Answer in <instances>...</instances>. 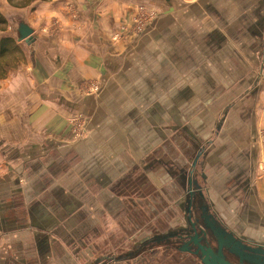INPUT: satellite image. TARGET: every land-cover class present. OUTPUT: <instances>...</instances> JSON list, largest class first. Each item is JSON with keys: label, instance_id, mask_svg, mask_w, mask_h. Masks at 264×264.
I'll use <instances>...</instances> for the list:
<instances>
[{"label": "crops", "instance_id": "1", "mask_svg": "<svg viewBox=\"0 0 264 264\" xmlns=\"http://www.w3.org/2000/svg\"><path fill=\"white\" fill-rule=\"evenodd\" d=\"M0 12V35L17 41L21 21L34 29L0 78V264H153L149 234L135 250L114 241L128 237L118 210L136 203L122 197L128 176L166 142L167 112L264 79V0H0ZM218 137L204 146L213 144L201 174L208 204L238 237L264 245V146L229 223L208 172ZM233 142L254 152L248 136Z\"/></svg>", "mask_w": 264, "mask_h": 264}, {"label": "rangeland", "instance_id": "2", "mask_svg": "<svg viewBox=\"0 0 264 264\" xmlns=\"http://www.w3.org/2000/svg\"><path fill=\"white\" fill-rule=\"evenodd\" d=\"M260 80L259 77L255 85ZM246 83V94L227 96L220 93L221 89H217L220 92L207 99L198 96L197 104L191 106L192 110L189 107L184 109L186 104L183 102L181 111L174 112V118L171 116L170 119V113L167 112L166 142L160 144L159 149L155 147L148 157L143 158V166L133 169L127 179L128 183L133 184H128L130 189L122 192V197L136 201L134 205L131 203L118 210V215H124V219L128 221L129 238L124 231H121L114 241H118L119 244L121 237L125 243L121 244L135 250L142 244L139 243V238L149 234L151 236L149 243L147 245L143 243V249L148 250L147 262L202 264L198 256L180 252L175 242L158 241L153 237L159 233L163 238L186 226L190 198L188 181L192 164L200 150L213 140L218 132V140L220 139L218 146L221 147L214 151H219L221 155L213 157V163L208 166L210 176L214 181L219 182V189L218 186L215 188L216 196L212 193L213 198L218 199L214 209L229 223L238 222L239 210L243 208L231 203H236L242 192L247 180L245 172L248 169L251 173L256 172L254 158L257 153L255 152L264 146V79L261 80V87L258 86V89L254 88L253 80L250 84L246 80ZM175 118L179 120L180 127L173 121ZM243 136H248L253 142L254 152L247 149L244 153L242 147L245 144L233 142V139L237 141ZM212 146L213 144L207 149V154L213 151ZM207 154L201 157L198 166L200 175L204 166L208 164ZM244 161H246L245 165ZM227 170L228 174H226ZM161 178H164V181ZM228 181L227 188L223 182ZM203 182L204 180L198 183L204 188ZM205 190L204 188L202 193L206 198ZM209 202L212 204L211 201ZM104 243H107L106 246L109 248L111 240L107 237ZM138 252L136 250L135 254L137 255Z\"/></svg>", "mask_w": 264, "mask_h": 264}, {"label": "water", "instance_id": "3", "mask_svg": "<svg viewBox=\"0 0 264 264\" xmlns=\"http://www.w3.org/2000/svg\"><path fill=\"white\" fill-rule=\"evenodd\" d=\"M33 33L34 29L26 22L21 21L17 28V41L30 43L33 41ZM194 167L195 163L189 175L190 190ZM204 229L202 234H197L190 240L193 246L192 249H189L190 253L200 258L202 264H264V245L248 243L229 230L214 215L210 214L207 217ZM207 232L212 234L216 242L215 246L208 241ZM231 256L237 260L233 261Z\"/></svg>", "mask_w": 264, "mask_h": 264}, {"label": "flooded vegetation", "instance_id": "4", "mask_svg": "<svg viewBox=\"0 0 264 264\" xmlns=\"http://www.w3.org/2000/svg\"><path fill=\"white\" fill-rule=\"evenodd\" d=\"M209 143L208 145H210ZM206 149H207L206 147H203L193 162V164L195 163V167H194V171L192 175V188L191 190L189 189L190 198H189L188 208H187L188 211H187L186 226L183 228H179V230H177L176 232L168 234L165 237L161 238L162 241H167L169 243L171 241L175 242L179 251L185 250L189 252V249L190 248L192 249V246H193L190 243V240L197 234H202V232L205 230L204 223L207 220V217L210 214L216 217L214 212L211 210L207 199L203 196V193H202L204 189L203 186L201 185L202 186L201 188V186L198 183V182L203 181L201 175L198 173V166H199L201 157L206 152ZM188 187H189V181H188ZM207 239L211 243V245L213 246L216 245V242L210 232H207ZM231 259L233 261L237 260L235 257H232V256H231Z\"/></svg>", "mask_w": 264, "mask_h": 264}, {"label": "trees", "instance_id": "5", "mask_svg": "<svg viewBox=\"0 0 264 264\" xmlns=\"http://www.w3.org/2000/svg\"><path fill=\"white\" fill-rule=\"evenodd\" d=\"M36 0H8L14 7H26ZM8 26L7 18L0 12V32ZM19 52L17 41L12 37L0 35V78L14 67L15 56Z\"/></svg>", "mask_w": 264, "mask_h": 264}, {"label": "built area", "instance_id": "6", "mask_svg": "<svg viewBox=\"0 0 264 264\" xmlns=\"http://www.w3.org/2000/svg\"><path fill=\"white\" fill-rule=\"evenodd\" d=\"M154 16H155L154 13H149V14H147V15H145V16H142V17H141V20L138 19V20H137V23H138L139 26H142V24H143L145 21H152L153 18H154ZM80 130H81L80 126H76V128H74V134H75V136L79 137V136L82 135V133H81Z\"/></svg>", "mask_w": 264, "mask_h": 264}]
</instances>
